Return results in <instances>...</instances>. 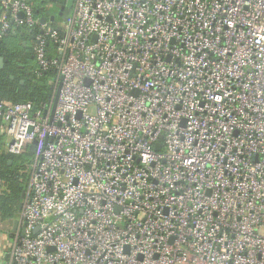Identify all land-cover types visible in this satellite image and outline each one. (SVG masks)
Here are the masks:
<instances>
[{
    "label": "built area",
    "instance_id": "obj_1",
    "mask_svg": "<svg viewBox=\"0 0 264 264\" xmlns=\"http://www.w3.org/2000/svg\"><path fill=\"white\" fill-rule=\"evenodd\" d=\"M43 11L0 0L51 74L0 100L5 153L34 142L5 264H264V0Z\"/></svg>",
    "mask_w": 264,
    "mask_h": 264
},
{
    "label": "trees",
    "instance_id": "obj_2",
    "mask_svg": "<svg viewBox=\"0 0 264 264\" xmlns=\"http://www.w3.org/2000/svg\"><path fill=\"white\" fill-rule=\"evenodd\" d=\"M48 3L51 2L29 0L34 16H42L44 14L42 6ZM32 34L34 32L29 34L24 29H16L9 31L0 39V56L7 60L0 70V100L2 101L30 102L34 107H38L50 99L51 85L48 79L51 74L37 75L34 61L30 58L33 52L32 45L29 47L28 42L32 44ZM13 41L19 43L16 44ZM17 66H22L23 69L19 70ZM3 147L4 137L0 136V217L2 221L12 222L17 215L20 196L24 191L28 175L22 159L27 162L30 155L28 152L22 153L23 156L9 155L5 153Z\"/></svg>",
    "mask_w": 264,
    "mask_h": 264
},
{
    "label": "water",
    "instance_id": "obj_3",
    "mask_svg": "<svg viewBox=\"0 0 264 264\" xmlns=\"http://www.w3.org/2000/svg\"><path fill=\"white\" fill-rule=\"evenodd\" d=\"M48 1L51 2V3L57 4L58 9H59V11H58V17H62L65 11L71 10L72 4H73V0H48ZM21 16L22 15L20 14L19 17H21ZM50 21L51 22H54L55 21V16H51L50 17ZM40 22L41 23H44L45 22V19L44 18H41ZM24 46H25V43H23V47ZM6 63H7V60L0 56V69H2ZM10 79H13V77H10ZM20 83L22 84V82H20ZM57 98H58V92L56 93V96H55V99H54L53 108L56 105ZM33 144H34V142H32V144L29 146V151H28L29 155H32V153H33ZM156 148L157 149L159 148V144L156 146ZM23 196H24V192L21 193L20 200L23 199ZM20 208H21V201H20V203L18 205L17 214H18ZM13 225L14 226H13V229H12L11 233L14 232V230L16 228L17 220H15L13 222Z\"/></svg>",
    "mask_w": 264,
    "mask_h": 264
},
{
    "label": "crops",
    "instance_id": "obj_4",
    "mask_svg": "<svg viewBox=\"0 0 264 264\" xmlns=\"http://www.w3.org/2000/svg\"><path fill=\"white\" fill-rule=\"evenodd\" d=\"M16 218L17 215L12 222H5L2 221L0 217V264H5L6 257L10 250V245H6L5 240L9 238V240L12 241L13 232L11 233V231L14 226L13 222L16 220Z\"/></svg>",
    "mask_w": 264,
    "mask_h": 264
},
{
    "label": "rangeland",
    "instance_id": "obj_5",
    "mask_svg": "<svg viewBox=\"0 0 264 264\" xmlns=\"http://www.w3.org/2000/svg\"><path fill=\"white\" fill-rule=\"evenodd\" d=\"M47 5H48V9H50V12H51L52 14H55V17H57V18H55V23L60 24V22H61L63 16H62V18L58 17V11H59V9H58L57 4H55V3H50V4H47ZM47 5L45 4V5L42 6L43 10H45V7H46ZM67 12H69V11H65V12H64V15H65ZM9 41H12V39H9ZM13 42H15L16 44L19 43L18 41H13ZM16 44H15V45H16ZM28 46H29V47L31 46V43H30V42H28ZM49 80H51V77H49L48 81H49ZM2 149L5 151V148H4V147H3ZM23 154H24V153H23ZM23 154H21L20 156H23ZM31 160H32V156H31V155H30V158H29V160H28L27 162H26L24 159H22L23 166L26 168L27 172L29 171V169H30V167H31ZM5 244H6V245H8V244L11 245V240H9V238H7V239L5 240Z\"/></svg>",
    "mask_w": 264,
    "mask_h": 264
},
{
    "label": "flooded vegetation",
    "instance_id": "obj_6",
    "mask_svg": "<svg viewBox=\"0 0 264 264\" xmlns=\"http://www.w3.org/2000/svg\"><path fill=\"white\" fill-rule=\"evenodd\" d=\"M26 46V45H25ZM24 46V47H25ZM15 54H16V52H15ZM30 58L32 59V61H33V53L32 54H30ZM17 68L19 69V70H22L23 68H22V66H17ZM1 70V69H0Z\"/></svg>",
    "mask_w": 264,
    "mask_h": 264
}]
</instances>
